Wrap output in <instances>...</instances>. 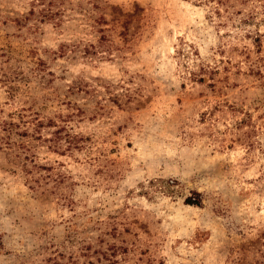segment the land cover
<instances>
[{
  "label": "rangeland",
  "instance_id": "374dc122",
  "mask_svg": "<svg viewBox=\"0 0 264 264\" xmlns=\"http://www.w3.org/2000/svg\"><path fill=\"white\" fill-rule=\"evenodd\" d=\"M0 264H264V0H0Z\"/></svg>",
  "mask_w": 264,
  "mask_h": 264
},
{
  "label": "trees",
  "instance_id": "16d2710c",
  "mask_svg": "<svg viewBox=\"0 0 264 264\" xmlns=\"http://www.w3.org/2000/svg\"><path fill=\"white\" fill-rule=\"evenodd\" d=\"M187 203H189V204H194L193 202H190V201H187Z\"/></svg>",
  "mask_w": 264,
  "mask_h": 264
}]
</instances>
